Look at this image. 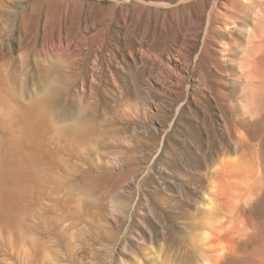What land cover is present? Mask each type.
Returning <instances> with one entry per match:
<instances>
[{
  "label": "rangeland",
  "instance_id": "rangeland-1",
  "mask_svg": "<svg viewBox=\"0 0 264 264\" xmlns=\"http://www.w3.org/2000/svg\"><path fill=\"white\" fill-rule=\"evenodd\" d=\"M116 1L0 0V264H210L264 226L259 17Z\"/></svg>",
  "mask_w": 264,
  "mask_h": 264
},
{
  "label": "bare ground",
  "instance_id": "bare-ground-1",
  "mask_svg": "<svg viewBox=\"0 0 264 264\" xmlns=\"http://www.w3.org/2000/svg\"><path fill=\"white\" fill-rule=\"evenodd\" d=\"M118 1H120V0H117L116 2L112 3L111 7L112 6L116 7L117 4L119 3ZM224 1H226V2H224ZM224 1H222L221 4H226L228 2V4L231 5L234 8V15H235V17L231 20V22L230 23L226 22V24H229L230 26L231 25L233 26L235 24H238L239 20L241 18H244L243 15H253V14H255L257 16V18L259 17L258 24H259L260 29L262 30V32L264 31V17H261V9H260V7L262 5V1L261 0H224ZM147 2H146V0H129V3L127 2V4L121 5L122 6L121 8L126 9V10H131V9L135 10L136 16H137L136 18H138V17L140 18V15L143 13L144 10H148V11L152 10V7H151L152 3L148 5ZM159 3H161V2H159ZM193 7H192V9L196 8V12H198L200 15H204L206 13L205 9H201V8H197V7L193 8ZM229 10H231V9H229ZM231 12H229V13H231ZM64 13L67 14V11L66 12L64 11ZM225 15H226V17L228 16V14H225ZM207 16H208V14H207ZM208 18H209V16H208ZM248 31H250V30H248ZM250 35H251V38L253 39L254 34H253L252 31H250ZM260 38H261V35H260ZM207 39H208V37H207ZM252 39H251L250 43L253 42ZM258 47H259V45L257 46L256 43L255 44L252 43L251 45L249 44L242 51V53L245 56H244V61H243L242 65H241V68H246V67L248 68V71L243 73L245 75L243 77V81H242L243 97H244V100L247 102L248 112H250V113H252L251 112L252 110H250V109L252 107V104L254 103V99H255V95L257 93V89H258L259 85H261V82L259 81V79H261V78L263 79L264 78V70H262L261 68L257 67V65H256V60L257 59L255 58V56L253 54L254 51L258 50ZM173 63H175V61L173 59H170V58L166 59L165 64H166L167 67H168V64H173ZM168 74L170 75V77L174 76L173 72L170 73L168 71ZM41 111H42V109H40V112ZM40 112H38V113H40ZM41 114H43V113H41ZM43 116L41 115L40 117H43ZM249 123H250V121H249ZM248 128H250V127H248ZM251 131H254V130H252V128H251ZM227 165H229V164H227ZM233 167L234 166H232V169L236 170ZM252 190L250 189V191H252ZM248 197H249V195H248ZM241 200H242V198H241ZM252 227L254 228V230H253L252 235H250L251 244L254 245V246H257L258 248L264 247V226H263V228L261 230H259L258 226H256L255 224L252 223ZM251 244H249V245H251ZM249 245L248 244H244L243 240H241L240 237H236L233 240L232 246L230 247V254L229 255H225L223 258L219 257V258L213 259L212 262H210V264H234L235 262L240 260L241 255H243V253H247L249 251ZM257 247H254V248H257Z\"/></svg>",
  "mask_w": 264,
  "mask_h": 264
}]
</instances>
